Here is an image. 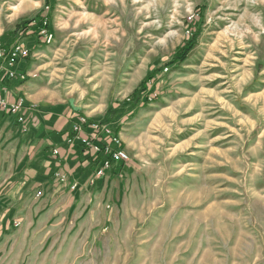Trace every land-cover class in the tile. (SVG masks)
<instances>
[{
  "label": "rangeland",
  "instance_id": "rangeland-1",
  "mask_svg": "<svg viewBox=\"0 0 264 264\" xmlns=\"http://www.w3.org/2000/svg\"><path fill=\"white\" fill-rule=\"evenodd\" d=\"M0 40L33 103H79L128 155L40 191L3 148L0 264H264V0H0Z\"/></svg>",
  "mask_w": 264,
  "mask_h": 264
},
{
  "label": "crops",
  "instance_id": "crops-1",
  "mask_svg": "<svg viewBox=\"0 0 264 264\" xmlns=\"http://www.w3.org/2000/svg\"><path fill=\"white\" fill-rule=\"evenodd\" d=\"M18 69L26 71L22 61ZM21 82L24 81L8 80L5 83L3 93L9 102L22 97L28 108L24 111V122L19 123L18 128L11 125L16 115L9 112L0 114V153L5 147L10 152L17 150V167L20 168L23 186L40 191H46L53 185L70 187L74 182L80 190L91 186L89 179L98 164L97 161L90 151L80 145L78 139L73 144L66 142L71 135L72 124L77 120L78 111H81L79 103L68 100L66 103L37 105L23 92ZM32 104L34 106L30 107ZM86 116L92 121L101 120ZM19 127L25 132L20 133ZM15 132L19 134L15 135ZM54 150L57 152L54 153ZM109 171L111 169L96 178L93 184L99 185L103 182ZM56 172L64 173L67 180L60 182L54 175Z\"/></svg>",
  "mask_w": 264,
  "mask_h": 264
},
{
  "label": "built area",
  "instance_id": "built-area-1",
  "mask_svg": "<svg viewBox=\"0 0 264 264\" xmlns=\"http://www.w3.org/2000/svg\"><path fill=\"white\" fill-rule=\"evenodd\" d=\"M40 33L47 37V41L51 39V34L47 33L44 26H41ZM29 52V48L22 41L6 43L0 40V114L2 112L14 114L19 123L24 122V111L28 107L24 105L22 97L9 102L3 91L8 80L23 81L27 78L26 72L20 71L18 66ZM75 139L79 140L85 150L92 153L94 160L98 163L89 179V184H93L95 179L102 176L114 162H123L128 159L127 151L122 143H116L114 128L107 122L91 121L85 119L84 115H78L66 142L73 144ZM56 152L57 150H54V153ZM54 175L60 182L67 180L64 173L56 172ZM76 186L75 182L70 184L71 189Z\"/></svg>",
  "mask_w": 264,
  "mask_h": 264
},
{
  "label": "trees",
  "instance_id": "trees-1",
  "mask_svg": "<svg viewBox=\"0 0 264 264\" xmlns=\"http://www.w3.org/2000/svg\"><path fill=\"white\" fill-rule=\"evenodd\" d=\"M29 23H30V20H27V21H24V22H22L21 23V25H20V23L17 25V28H16V31H15V33L17 32H21V33H25V31H27L29 28H30V26H29ZM38 32V31H37ZM194 38H195V35H192V37L188 40V42H187V45H186V47L183 49V52H182V55H181V58H183L184 56H185V54H186V52L191 48V46H192V44H193V42H194ZM141 86H143V83L141 84ZM144 87H142L141 89H143ZM136 93H138V90H134L133 91V94L132 95H135Z\"/></svg>",
  "mask_w": 264,
  "mask_h": 264
},
{
  "label": "bare ground",
  "instance_id": "bare-ground-1",
  "mask_svg": "<svg viewBox=\"0 0 264 264\" xmlns=\"http://www.w3.org/2000/svg\"><path fill=\"white\" fill-rule=\"evenodd\" d=\"M116 143H119V142H118V139H117V135H116Z\"/></svg>",
  "mask_w": 264,
  "mask_h": 264
}]
</instances>
